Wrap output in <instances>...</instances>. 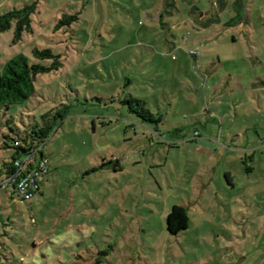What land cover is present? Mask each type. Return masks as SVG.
Wrapping results in <instances>:
<instances>
[{
	"label": "rangeland",
	"instance_id": "rangeland-1",
	"mask_svg": "<svg viewBox=\"0 0 264 264\" xmlns=\"http://www.w3.org/2000/svg\"><path fill=\"white\" fill-rule=\"evenodd\" d=\"M34 1L32 32L0 33V69L34 47L63 66L0 111V171L4 133L71 110L47 141L44 193L0 187V264H264V0L210 29L184 5L174 27L165 0H0V14ZM64 14L79 19L54 32ZM176 204L190 224L172 235Z\"/></svg>",
	"mask_w": 264,
	"mask_h": 264
},
{
	"label": "trees",
	"instance_id": "trees-1",
	"mask_svg": "<svg viewBox=\"0 0 264 264\" xmlns=\"http://www.w3.org/2000/svg\"><path fill=\"white\" fill-rule=\"evenodd\" d=\"M37 7L38 1H34L24 5L21 8H13L3 14H0V33L10 30L12 27H14L16 38L18 39L21 38L24 32H32L33 15L36 13ZM78 19V14H64L62 18H60L56 23L54 32L70 27L74 22L78 21ZM61 57L62 56L60 54L55 53L51 48L34 47L32 49V57L21 53L9 59L3 68L0 69V111L3 109L9 110L13 106L23 105L29 101L36 94L35 82L37 81L38 76L41 74L57 71L62 68L63 62ZM45 61L49 62L45 64ZM123 102L128 104L129 109L132 112L137 113L140 117L144 119H148L150 117L153 119L154 115L146 107L144 101L139 99H129L124 100ZM70 110V105H62V108L57 110L56 113L50 111L43 114L41 116L42 121L40 123H31L29 125V129H26L24 135L20 133L14 134V132H12L15 136H11L10 133H4L3 147H11L14 149V152L9 160L3 161L0 177L3 179L8 174L12 173L14 159L21 153L26 152L27 146H33L42 142L47 143L49 137L54 132L56 125L54 120H64L69 115ZM17 138L22 140V145L19 147H16L13 144L14 140ZM9 140L11 141V144H8ZM109 163H113L114 167H121L118 159L110 161ZM106 165L108 164H102L101 168ZM95 170H97L96 167L93 168V171ZM49 173L50 170L48 174ZM226 177L228 178V175H226ZM40 191L36 194L40 193ZM9 192L14 194L12 190ZM189 224L190 216L188 213V208L184 205H174L171 212L167 216L168 231L172 235H177L181 231L188 229ZM95 264H103V261L97 260Z\"/></svg>",
	"mask_w": 264,
	"mask_h": 264
},
{
	"label": "built area",
	"instance_id": "built-area-1",
	"mask_svg": "<svg viewBox=\"0 0 264 264\" xmlns=\"http://www.w3.org/2000/svg\"><path fill=\"white\" fill-rule=\"evenodd\" d=\"M13 144L22 145V140L17 138ZM47 143H37L27 146V150L14 159L12 173L5 176L0 182V187L13 193L24 201H31L40 191L43 179L50 170V159L46 152Z\"/></svg>",
	"mask_w": 264,
	"mask_h": 264
},
{
	"label": "crops",
	"instance_id": "crops-1",
	"mask_svg": "<svg viewBox=\"0 0 264 264\" xmlns=\"http://www.w3.org/2000/svg\"><path fill=\"white\" fill-rule=\"evenodd\" d=\"M206 1L209 3V5L211 3V5L215 9V12H213L212 14H210V9L206 7L202 8V4L205 5ZM164 2L168 3V5H170L169 7H172L171 9L172 11L167 13L171 16V19H174L175 22V20L179 18L178 20L180 21V23L174 25V27L178 26L179 28L186 25L187 23V18H188V15H186L187 12L182 13V10L179 8L182 7V5H184V7L189 6L191 8L188 9L189 14L191 13L190 14L191 20L192 18L194 19L198 18L197 19L198 22L199 23L201 22L202 24L205 25L204 29H210V21L221 23L222 21L221 16L223 15V13H225L228 7H231L230 9L231 13L234 12L236 13L238 11L237 6L246 5L248 3V0H211V1L210 0H168V2H166L165 0ZM217 9L220 10V12L218 11L219 13H217ZM50 172H51V167H50ZM49 175L50 173L42 181L41 191H40L41 194H43L45 191V187L48 182ZM226 175H228L229 177L230 173ZM1 179L2 177H0V180Z\"/></svg>",
	"mask_w": 264,
	"mask_h": 264
}]
</instances>
